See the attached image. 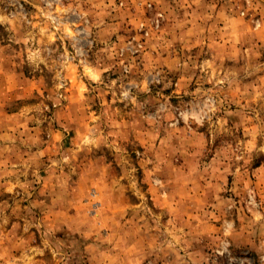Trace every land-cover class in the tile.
<instances>
[{
	"label": "rangeland",
	"instance_id": "rangeland-1",
	"mask_svg": "<svg viewBox=\"0 0 264 264\" xmlns=\"http://www.w3.org/2000/svg\"><path fill=\"white\" fill-rule=\"evenodd\" d=\"M0 264H264V0H0Z\"/></svg>",
	"mask_w": 264,
	"mask_h": 264
}]
</instances>
